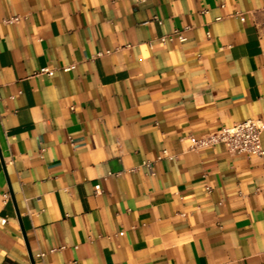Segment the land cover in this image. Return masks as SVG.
<instances>
[{
    "label": "crops",
    "instance_id": "crops-1",
    "mask_svg": "<svg viewBox=\"0 0 264 264\" xmlns=\"http://www.w3.org/2000/svg\"><path fill=\"white\" fill-rule=\"evenodd\" d=\"M248 118L264 0H0V264H264Z\"/></svg>",
    "mask_w": 264,
    "mask_h": 264
},
{
    "label": "built area",
    "instance_id": "built-area-1",
    "mask_svg": "<svg viewBox=\"0 0 264 264\" xmlns=\"http://www.w3.org/2000/svg\"><path fill=\"white\" fill-rule=\"evenodd\" d=\"M20 17H14L9 21H17ZM162 23L161 20H159ZM178 37L180 41L184 42L187 38L180 33V31H176L175 34L164 36L162 40L164 42L168 40H173L174 37ZM76 68V65H70L64 67V71L69 72ZM43 73H50L51 70L49 68H43ZM264 134V120L258 118H248L239 123H236L232 126H224L220 129L215 130L214 132L198 138L193 139L191 148L194 150H199L203 148H208L215 146L217 144H224L227 146L230 153H242L250 156L256 155L260 157H264V145L262 136ZM167 154V151H165ZM161 158V157H160ZM147 166L153 172V163L148 162ZM6 199L10 198V194L5 195ZM2 223H7V219H2ZM43 253H40V256H43Z\"/></svg>",
    "mask_w": 264,
    "mask_h": 264
},
{
    "label": "water",
    "instance_id": "water-1",
    "mask_svg": "<svg viewBox=\"0 0 264 264\" xmlns=\"http://www.w3.org/2000/svg\"><path fill=\"white\" fill-rule=\"evenodd\" d=\"M10 189H11V191H12V194H13V190H12V188L10 187ZM13 198H14V194H13ZM14 201H16L15 200V198H14ZM19 216H20V213H19ZM32 262H33V264H36V262L34 261V259H32Z\"/></svg>",
    "mask_w": 264,
    "mask_h": 264
}]
</instances>
